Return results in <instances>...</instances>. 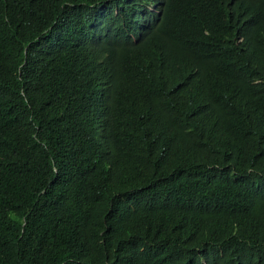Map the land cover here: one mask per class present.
<instances>
[{"label":"trees","instance_id":"16d2710c","mask_svg":"<svg viewBox=\"0 0 264 264\" xmlns=\"http://www.w3.org/2000/svg\"><path fill=\"white\" fill-rule=\"evenodd\" d=\"M0 264H264V0H0Z\"/></svg>","mask_w":264,"mask_h":264}]
</instances>
